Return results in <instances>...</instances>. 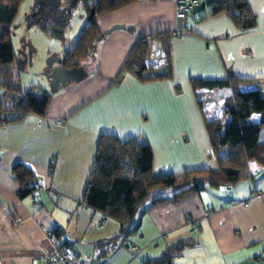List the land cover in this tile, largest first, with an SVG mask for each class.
<instances>
[{
  "label": "crops",
  "instance_id": "0c3cea01",
  "mask_svg": "<svg viewBox=\"0 0 264 264\" xmlns=\"http://www.w3.org/2000/svg\"><path fill=\"white\" fill-rule=\"evenodd\" d=\"M245 1L257 17L247 31L225 13L201 18L208 6L176 17L175 0H136L99 16L101 38L47 91L44 115L17 110L19 95L0 86V102L11 99L0 103V264H45L62 241L85 264H142L179 240L187 245L173 264H264V155L249 159V176L231 187L191 190L149 206L124 240L115 219L81 201L102 134L141 139L155 176L217 170L205 121L228 120L232 90L198 88L192 80L255 79L243 88L264 89V0ZM165 31L172 35L170 78L140 81L123 70L142 37ZM152 42L160 52L152 49L150 62L165 72L160 41ZM16 163L36 175L23 198Z\"/></svg>",
  "mask_w": 264,
  "mask_h": 264
},
{
  "label": "trees",
  "instance_id": "16d2710c",
  "mask_svg": "<svg viewBox=\"0 0 264 264\" xmlns=\"http://www.w3.org/2000/svg\"><path fill=\"white\" fill-rule=\"evenodd\" d=\"M21 0H0V86L8 92L18 94L17 110L44 115L50 93L44 90L36 92L29 89L22 92L15 79L14 68L17 65V53L12 40V25ZM136 0H77L89 16L81 28L75 44L65 51L64 63L67 66H79L93 49L97 37L102 34L96 19L128 5ZM52 13L48 6L41 5L37 16L27 18L28 26L45 29ZM225 13L240 31H247L257 24L253 13L245 0H213L201 11L200 17ZM39 16V19H37ZM57 28H63L60 17H56ZM170 31L157 32L142 37L126 60L123 70L140 81L166 79L171 77L169 60ZM159 39L163 56L166 60V71L161 72L150 62L152 56L151 40ZM255 79H196L192 84L198 88L214 89L231 87V96L226 99L225 114L228 120L217 118L205 121L212 153L218 163L217 170L198 168L180 173L153 175L152 151L141 139L133 137L121 140L113 135L102 134L98 139L95 156L88 175L82 203L102 213L104 217L115 219L120 226L118 236L123 240L138 228V216L156 203L178 200L191 190L201 191L207 187H231L247 178L248 161H260L264 150V140L259 135L264 129V91L256 86L244 89L246 84ZM261 162V161H260ZM264 164L263 162H261ZM19 181L17 194L23 198L35 188L36 180L32 169L16 163L13 167ZM65 245L70 246L68 242ZM187 245L179 240L168 245L159 255L149 258L142 264H173V258L180 254Z\"/></svg>",
  "mask_w": 264,
  "mask_h": 264
},
{
  "label": "rangeland",
  "instance_id": "374dc122",
  "mask_svg": "<svg viewBox=\"0 0 264 264\" xmlns=\"http://www.w3.org/2000/svg\"><path fill=\"white\" fill-rule=\"evenodd\" d=\"M44 2L52 11L55 19H50L43 28L28 26L27 18L32 14L39 2ZM62 19L63 28H57V18ZM88 16L78 3L70 6L69 0H21L17 14L13 20L11 40L15 52L23 59L14 68L15 79L19 82L22 92L33 89L51 91L52 81L58 60L76 42L81 28L87 23ZM157 44V43H156ZM154 55L160 52L158 45L152 42ZM51 78V79H50ZM263 91V86H259ZM1 107L11 105V99L0 102ZM259 140H264V129Z\"/></svg>",
  "mask_w": 264,
  "mask_h": 264
},
{
  "label": "built area",
  "instance_id": "2783aa9c",
  "mask_svg": "<svg viewBox=\"0 0 264 264\" xmlns=\"http://www.w3.org/2000/svg\"><path fill=\"white\" fill-rule=\"evenodd\" d=\"M199 0H175L176 17H184L185 14L191 10L193 4L197 3ZM62 123V122H59ZM187 221L191 223L190 233L197 234L199 232V227L192 223L190 219L187 218ZM14 223H21V219L16 217L14 219ZM66 241H62L59 245L56 246L53 253L46 258L45 264H85V262L77 256V254L67 245H65ZM132 250L136 248L131 247Z\"/></svg>",
  "mask_w": 264,
  "mask_h": 264
},
{
  "label": "flooded vegetation",
  "instance_id": "af4514ba",
  "mask_svg": "<svg viewBox=\"0 0 264 264\" xmlns=\"http://www.w3.org/2000/svg\"><path fill=\"white\" fill-rule=\"evenodd\" d=\"M40 10H41V5L40 6L36 5L35 9L33 10L32 14L30 16H37L39 14ZM37 19H39V16ZM48 19L49 20L55 19L54 14L50 13V16ZM61 21H62V19H61ZM64 57H65V52L63 53L62 57L58 60V63L54 67V69H55L54 76L55 77L53 78V80H50V81H52V83H55L58 80H61L64 77H67L69 75V73L72 72L73 69L77 67V66H67L66 63H64V61H63ZM17 59L19 60V64L23 63L22 57L18 54H17Z\"/></svg>",
  "mask_w": 264,
  "mask_h": 264
},
{
  "label": "water",
  "instance_id": "95a60500",
  "mask_svg": "<svg viewBox=\"0 0 264 264\" xmlns=\"http://www.w3.org/2000/svg\"><path fill=\"white\" fill-rule=\"evenodd\" d=\"M70 1V6H73L74 3L77 0H69ZM213 0H199L197 3L193 4L191 7V12L196 13V12H200L201 10H203L206 6H209L212 3ZM40 5H45L47 6L44 2H39ZM93 14V10L90 11V14L88 16V19L91 17V15ZM109 30H107L106 32H108ZM101 38V34L97 37V40H99ZM19 63V60L17 59V64ZM53 91V90H52Z\"/></svg>",
  "mask_w": 264,
  "mask_h": 264
}]
</instances>
